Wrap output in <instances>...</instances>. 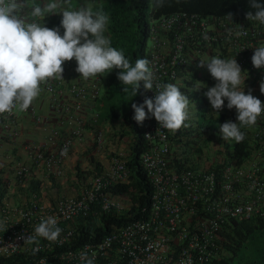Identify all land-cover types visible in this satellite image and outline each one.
<instances>
[{"label": "built area", "instance_id": "built-area-1", "mask_svg": "<svg viewBox=\"0 0 264 264\" xmlns=\"http://www.w3.org/2000/svg\"><path fill=\"white\" fill-rule=\"evenodd\" d=\"M228 17L179 12L153 21L146 58L158 80L176 83L186 77L196 78L206 68L198 67L206 56L236 55L242 71L247 72L248 90L264 103V94L259 92L264 71L251 64L254 47L264 43V26ZM239 27L247 35H235ZM62 66L63 80L49 78L40 84L41 91L51 97L50 108L62 117L61 124L50 128L39 143L26 146L29 162L17 165L14 172L21 187L29 184L36 170L52 178L63 175L64 160L74 142L83 136L84 120L79 112L99 104L102 77L80 78L74 60ZM64 94L69 101L58 104ZM153 95L152 90L144 89L142 103ZM14 109L0 115V125L8 127L13 123ZM22 112L36 115L31 105ZM140 125L146 142L140 163L151 185L149 205L142 208L140 217L112 225L101 238L52 258L32 257L10 264H81V252L94 258L95 264H211L218 256L216 242L222 240L224 227L231 221L264 218V113L250 133L251 155L241 164L223 152L208 155L206 147L196 144L197 137H192L189 129L183 128L178 135L176 130L160 128L154 118L145 119ZM64 149L67 153L62 155ZM201 162L205 165L200 166ZM129 176L127 161L115 157L110 171L93 176L76 197L62 196L50 206L43 205L37 194L26 205L13 207L1 202L0 220L6 222L8 229L0 232V246H12L0 248V261L21 253L54 251L71 242L80 223L87 225L90 219L100 222L101 215H124L131 207L130 198L122 195L129 199V206L124 208L108 188L128 184ZM49 216L57 218L62 229L60 237L56 241L41 239L39 245L24 241Z\"/></svg>", "mask_w": 264, "mask_h": 264}, {"label": "clouds", "instance_id": "clouds-1", "mask_svg": "<svg viewBox=\"0 0 264 264\" xmlns=\"http://www.w3.org/2000/svg\"><path fill=\"white\" fill-rule=\"evenodd\" d=\"M64 2L47 0L42 4L38 0H0V113L14 107L19 111L27 110L39 96L40 84L49 78L63 80L62 64L74 60L75 72L85 80L104 79L105 74L118 70L121 91L129 102L138 94L141 83L144 89L154 92L153 97L144 99L143 103L141 98L139 106L131 103L132 119L137 124L154 118L162 129L175 131L181 126L187 127L185 121L192 105L189 98L177 84L160 82L150 68L149 59L139 58L132 63L122 49L112 45L106 35L109 14L102 8H94L92 3L86 7H61ZM157 3H162V0H157ZM248 4L254 11H248L246 19L264 26V0H248ZM55 14L61 16L58 26L48 28L41 22L45 16ZM235 35H247V31L239 27ZM235 57L206 56L198 64V67L206 66L215 80L214 86L204 93L212 113L218 116L225 106L229 111L222 113L229 115L232 109L236 113V122H222L218 131L210 128L204 131L210 132L212 137H197L196 144L204 142L208 155L224 153L225 141H243L245 132L242 128L255 125L264 113V103L259 95L254 96L252 90H248L245 84L247 72L242 71ZM251 64L253 68L264 71V43L254 47ZM259 88V92L264 94V80H261ZM66 153L67 149H64L61 154ZM7 229L6 222L0 220V232ZM61 232L57 218L49 216L41 220L34 233L27 235L24 241L35 245H39L41 239L56 241ZM8 246L12 245L0 248ZM80 261L81 264H95L94 258L86 252L80 253Z\"/></svg>", "mask_w": 264, "mask_h": 264}, {"label": "trees", "instance_id": "trees-1", "mask_svg": "<svg viewBox=\"0 0 264 264\" xmlns=\"http://www.w3.org/2000/svg\"><path fill=\"white\" fill-rule=\"evenodd\" d=\"M95 8H102L109 14L110 21L106 35L110 37L112 45L122 49L126 58L132 63L136 59L146 58L148 49L145 42L146 38L149 37V20L154 21L179 12L197 14L203 17L211 15L246 19L245 14L248 11H254L249 7L248 0H162V3H157V0H104ZM60 20L61 16L55 14L43 18L41 22L48 28H52L58 26ZM117 72L118 70L114 69L103 77L106 93L102 96L101 101H104V105L110 109V116L113 118L119 116L116 114L119 110L126 113V117L136 133V141L131 148V158L127 161L130 169L128 184H114L108 188V191L112 195H127L131 202L130 209L120 217L101 215L100 222H93V219H90L87 225L80 223L71 242L54 251L12 255L6 260L0 261V264L24 262L27 258L32 257L52 258L61 251L75 249L85 242H92L101 238L111 230L112 225L119 226L124 222L139 218L142 208L148 207L151 185L140 163V155L146 148V142L142 135L140 123L137 124L132 119L134 111L130 106L131 103H136L137 106L141 104L144 88L141 83L138 94L129 102V99L121 91L122 85L117 78ZM198 99L195 96L197 102H199ZM199 100L202 102L200 116L204 117L209 109L204 99L200 98ZM215 121L214 128L207 126L205 129L210 128L211 131H218L219 125L225 122H236L235 109L230 110L229 115L219 112ZM255 125L242 128V131L245 132L243 141L239 143L233 140L225 141L224 153L227 158L241 164L251 155L250 133ZM179 131L177 129L176 133ZM31 183L32 180L29 182V186L35 193L38 191L37 183ZM1 199L2 193H0ZM221 239V241L216 242L218 256L213 259L211 264H264V218L231 221L222 229ZM55 264H58L57 261Z\"/></svg>", "mask_w": 264, "mask_h": 264}, {"label": "crops", "instance_id": "crops-1", "mask_svg": "<svg viewBox=\"0 0 264 264\" xmlns=\"http://www.w3.org/2000/svg\"><path fill=\"white\" fill-rule=\"evenodd\" d=\"M102 1L104 0H65L61 7H79L81 5L86 7L89 3H92L95 8ZM38 2L43 4L47 3V0H38ZM48 16L51 15L45 17ZM29 19L32 18L29 17ZM64 77L66 81L70 82V77L66 76L65 73ZM73 78H76V76H73ZM175 84L180 87V91L189 98L192 104L189 106V116L185 121L187 127L181 126L178 135L182 133L184 128L192 131L190 134L192 137H212L213 135H209L210 132H204L207 126L214 128L216 122V116L212 113L213 109L204 95L207 88L215 84V80L208 73L207 68H204L198 77L179 79ZM101 85L99 104L93 107L86 106L79 112L84 120L83 136L74 142L64 160L63 175L52 178L41 170L34 171L32 183H37L38 190L35 193H33L29 184L25 187L17 184L14 174L15 167L29 162L26 146L42 141L49 133L50 128H59L62 117L56 115L50 108V95L45 91H41L31 104V107L35 110V116L15 108L13 123L8 127L0 125V193L3 195L0 203L4 201L13 207L26 205L33 199V194H37L43 205L50 206L62 196H78L93 176L107 174L110 171L113 158L119 157L124 161L131 158V148L136 141V133L131 122L127 119L126 113L122 110L116 113L119 115L117 118L110 116V109H107L104 105L105 102L101 101L102 96L106 93L104 79H102ZM195 96L204 99L208 106L209 111L204 117L200 116L202 102L199 99V102H197ZM64 101H69L66 94L59 101L57 100L58 104L64 103ZM220 111L225 112L229 109L225 106ZM202 118L206 119L208 124H203ZM99 136L101 138L98 139ZM209 147L212 148L213 145L210 144ZM208 153L211 154V151H208ZM112 196L115 197V200L120 201L122 195Z\"/></svg>", "mask_w": 264, "mask_h": 264}, {"label": "rangeland", "instance_id": "rangeland-1", "mask_svg": "<svg viewBox=\"0 0 264 264\" xmlns=\"http://www.w3.org/2000/svg\"><path fill=\"white\" fill-rule=\"evenodd\" d=\"M152 23H153V21L149 20L150 27L152 26ZM145 43H146V48L149 49L151 47V39L149 37H147ZM103 110H99V111H103ZM105 110H106V108H105ZM202 123L208 124L206 119H203V118H202ZM204 144H205L204 142H200L198 145L200 146V148H202L204 146ZM204 165H205L204 162L200 163V166H204ZM121 204L123 205L124 208H127L129 206L128 198L125 196L124 197L122 196Z\"/></svg>", "mask_w": 264, "mask_h": 264}]
</instances>
